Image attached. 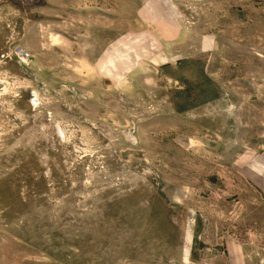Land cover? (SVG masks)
<instances>
[{
	"label": "rangeland",
	"instance_id": "1",
	"mask_svg": "<svg viewBox=\"0 0 264 264\" xmlns=\"http://www.w3.org/2000/svg\"><path fill=\"white\" fill-rule=\"evenodd\" d=\"M18 2L0 264H264V0Z\"/></svg>",
	"mask_w": 264,
	"mask_h": 264
},
{
	"label": "flooded vegetation",
	"instance_id": "2",
	"mask_svg": "<svg viewBox=\"0 0 264 264\" xmlns=\"http://www.w3.org/2000/svg\"><path fill=\"white\" fill-rule=\"evenodd\" d=\"M19 4H22V5H26V6H31L32 8H35V7H40V6H45L47 5L48 3L46 2V4L44 5H40V2H35V1H25V2H18ZM38 95L39 93H37V96H36V93L33 92L32 96L33 98L31 99V104L32 106H36L38 105Z\"/></svg>",
	"mask_w": 264,
	"mask_h": 264
},
{
	"label": "water",
	"instance_id": "3",
	"mask_svg": "<svg viewBox=\"0 0 264 264\" xmlns=\"http://www.w3.org/2000/svg\"><path fill=\"white\" fill-rule=\"evenodd\" d=\"M25 1H35V2H40V5L46 4V0H20V2H25ZM29 8H32L31 6H27Z\"/></svg>",
	"mask_w": 264,
	"mask_h": 264
},
{
	"label": "built area",
	"instance_id": "4",
	"mask_svg": "<svg viewBox=\"0 0 264 264\" xmlns=\"http://www.w3.org/2000/svg\"><path fill=\"white\" fill-rule=\"evenodd\" d=\"M21 51V50H20ZM22 53V59H25L23 56L25 55V53L23 51H21Z\"/></svg>",
	"mask_w": 264,
	"mask_h": 264
}]
</instances>
